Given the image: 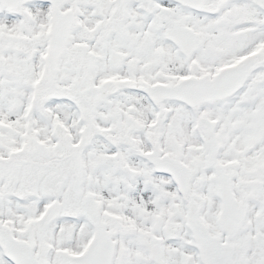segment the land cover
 Returning a JSON list of instances; mask_svg holds the SVG:
<instances>
[{
  "label": "snow or ice",
  "instance_id": "snow-or-ice-1",
  "mask_svg": "<svg viewBox=\"0 0 264 264\" xmlns=\"http://www.w3.org/2000/svg\"><path fill=\"white\" fill-rule=\"evenodd\" d=\"M0 264H264V0H0Z\"/></svg>",
  "mask_w": 264,
  "mask_h": 264
}]
</instances>
